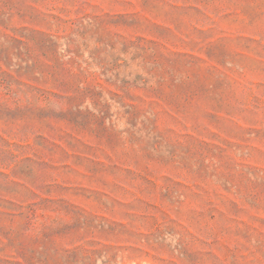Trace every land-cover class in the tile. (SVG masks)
I'll return each mask as SVG.
<instances>
[{
  "label": "rangeland",
  "instance_id": "rangeland-1",
  "mask_svg": "<svg viewBox=\"0 0 264 264\" xmlns=\"http://www.w3.org/2000/svg\"><path fill=\"white\" fill-rule=\"evenodd\" d=\"M0 264H264V0H0Z\"/></svg>",
  "mask_w": 264,
  "mask_h": 264
}]
</instances>
